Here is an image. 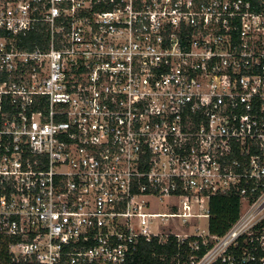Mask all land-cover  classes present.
I'll use <instances>...</instances> for the list:
<instances>
[{
  "label": "built area",
  "instance_id": "1",
  "mask_svg": "<svg viewBox=\"0 0 264 264\" xmlns=\"http://www.w3.org/2000/svg\"><path fill=\"white\" fill-rule=\"evenodd\" d=\"M172 235L264 264V0H0V250L130 264Z\"/></svg>",
  "mask_w": 264,
  "mask_h": 264
},
{
  "label": "trees",
  "instance_id": "2",
  "mask_svg": "<svg viewBox=\"0 0 264 264\" xmlns=\"http://www.w3.org/2000/svg\"><path fill=\"white\" fill-rule=\"evenodd\" d=\"M241 209L240 194L229 192L212 197L211 217L209 228L213 234L221 235L239 217ZM190 239L184 243L176 236H169L167 241L160 242L158 237L152 240H143L139 244L138 252L131 258L130 264H189L190 257H201L207 250V246L201 245L199 250H192L188 246ZM0 264H39L34 261H11L9 253L0 250Z\"/></svg>",
  "mask_w": 264,
  "mask_h": 264
},
{
  "label": "rangeland",
  "instance_id": "3",
  "mask_svg": "<svg viewBox=\"0 0 264 264\" xmlns=\"http://www.w3.org/2000/svg\"><path fill=\"white\" fill-rule=\"evenodd\" d=\"M163 200V202H165L166 200L165 199H162ZM163 202H162V204H163ZM156 210L157 211H159V212H161V213H163V212H167L168 211V209L166 208V206L165 205H159V206H157V208H156ZM172 221H170L169 223H168V225H167V229H172V230H178V231H181V230H186V229H189L190 228V226L188 225H186V226H184L183 225V223L181 222V221H178V220H174L173 221V219H171ZM207 219L206 218H203L201 221H200V225H201V227L202 228H206L207 227Z\"/></svg>",
  "mask_w": 264,
  "mask_h": 264
}]
</instances>
